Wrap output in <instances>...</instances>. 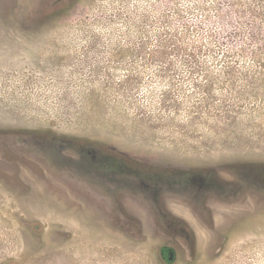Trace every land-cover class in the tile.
Instances as JSON below:
<instances>
[{
	"label": "rangeland",
	"instance_id": "1",
	"mask_svg": "<svg viewBox=\"0 0 264 264\" xmlns=\"http://www.w3.org/2000/svg\"><path fill=\"white\" fill-rule=\"evenodd\" d=\"M0 264H264V0H0Z\"/></svg>",
	"mask_w": 264,
	"mask_h": 264
},
{
	"label": "trees",
	"instance_id": "2",
	"mask_svg": "<svg viewBox=\"0 0 264 264\" xmlns=\"http://www.w3.org/2000/svg\"><path fill=\"white\" fill-rule=\"evenodd\" d=\"M160 252H161V255L163 258L170 259L171 253H170V250L168 249V247H166V246L161 247Z\"/></svg>",
	"mask_w": 264,
	"mask_h": 264
}]
</instances>
